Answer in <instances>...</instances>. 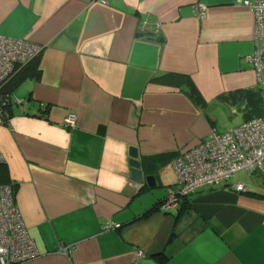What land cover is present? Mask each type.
<instances>
[{"label": "crops", "instance_id": "crops-1", "mask_svg": "<svg viewBox=\"0 0 264 264\" xmlns=\"http://www.w3.org/2000/svg\"><path fill=\"white\" fill-rule=\"evenodd\" d=\"M0 36L43 50L40 78L18 88L24 107L13 98L12 116L0 125L3 161L39 253L26 264H161L160 256L163 264H264V198L257 195H264V173L250 174L247 192L232 180L195 193L177 219L160 209L177 183L173 160L226 132L218 112L240 111L238 126L249 119L236 99L259 89L246 60L257 45L249 6L0 0ZM168 74L176 77L162 81ZM70 114L76 128L65 125ZM131 146L142 165L164 158L152 174L157 189L133 185ZM62 246L76 250L65 255Z\"/></svg>", "mask_w": 264, "mask_h": 264}, {"label": "built area", "instance_id": "built-area-1", "mask_svg": "<svg viewBox=\"0 0 264 264\" xmlns=\"http://www.w3.org/2000/svg\"><path fill=\"white\" fill-rule=\"evenodd\" d=\"M241 1L254 13L257 45L246 60L253 66L264 101V0ZM41 52L40 45L0 36V89L18 68L30 63ZM14 100L16 105L24 107L23 99ZM7 124L8 121L0 118V125ZM65 125L76 128V115L70 114ZM172 166L177 185L167 188V196L160 206L166 213L178 212L184 198L229 183L238 173H264V103L261 116L249 118L228 132H214L208 139L179 154ZM234 189L248 191L243 183H236ZM75 250V246H62L58 252L67 255ZM38 255L17 206L15 189L12 185L0 184V264H26ZM143 257L144 253L139 252L138 258Z\"/></svg>", "mask_w": 264, "mask_h": 264}, {"label": "trees", "instance_id": "trees-1", "mask_svg": "<svg viewBox=\"0 0 264 264\" xmlns=\"http://www.w3.org/2000/svg\"><path fill=\"white\" fill-rule=\"evenodd\" d=\"M43 51V50H42ZM42 52L33 59L27 65L18 68L15 71L13 77L0 89V118H3L5 121H9V118L12 116L11 109L13 107V98L16 97V91L18 88L28 79L35 78L36 80L40 78V70L38 68V61L40 59ZM171 77H176L175 75H166L161 80H169ZM193 92V89H192ZM237 94H241V98H236L240 104L245 103V116L246 118H254L262 115L263 111V92L259 88L257 90H245L238 92ZM195 99L200 100L201 97H196L195 94L192 95ZM29 101V98H26ZM49 109V105L39 104L37 107V111L45 113ZM242 109V108H240ZM31 111L30 106H28L27 110H23L24 114H29ZM148 158V159H147ZM143 160V171L146 175H152L156 173L157 170L163 165L164 158L161 157H147ZM144 166V167H143ZM146 166V167H145ZM264 177V176H263ZM0 184L4 185H12L16 191V185L11 181L10 171L8 169L7 164L2 161L0 162ZM144 190H141L143 192ZM258 197H263L264 195L257 194ZM191 196L189 198H184L182 204L178 210V212L174 213L175 218L177 219L181 214H183L186 210L191 207ZM161 206V204H160ZM161 209V207H160ZM166 213V212H165ZM159 262L163 264L165 258L158 257Z\"/></svg>", "mask_w": 264, "mask_h": 264}, {"label": "water", "instance_id": "water-1", "mask_svg": "<svg viewBox=\"0 0 264 264\" xmlns=\"http://www.w3.org/2000/svg\"><path fill=\"white\" fill-rule=\"evenodd\" d=\"M152 40V39H151ZM129 157V175L133 182V185L138 189L143 186H147L149 190H155L158 188V180L155 175H146L142 169L141 157L139 149L136 146H131L128 149Z\"/></svg>", "mask_w": 264, "mask_h": 264}, {"label": "rangeland", "instance_id": "rangeland-1", "mask_svg": "<svg viewBox=\"0 0 264 264\" xmlns=\"http://www.w3.org/2000/svg\"><path fill=\"white\" fill-rule=\"evenodd\" d=\"M21 89H22V87L16 92V96H18ZM230 111L232 113L233 110L231 109ZM218 113H219V116L221 117L219 119V122L217 123L218 129L220 132H225V131L227 132L233 126H236V125L238 126V124L243 120L242 113H240V111H238L236 113L237 114L236 116H231L230 113L227 114L226 112H223V113L218 112ZM172 168H173V166H172ZM251 176L252 175H250L248 173L241 172V173L237 174L236 177H234L232 180L233 181L235 180L236 182L240 181L244 185L251 188L252 185L254 184V179ZM176 185H177V183H176Z\"/></svg>", "mask_w": 264, "mask_h": 264}]
</instances>
